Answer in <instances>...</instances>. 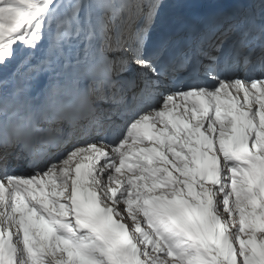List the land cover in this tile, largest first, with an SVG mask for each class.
I'll list each match as a JSON object with an SVG mask.
<instances>
[{
    "label": "snow or ice",
    "instance_id": "6c2138e0",
    "mask_svg": "<svg viewBox=\"0 0 264 264\" xmlns=\"http://www.w3.org/2000/svg\"><path fill=\"white\" fill-rule=\"evenodd\" d=\"M0 264H264V0H0Z\"/></svg>",
    "mask_w": 264,
    "mask_h": 264
}]
</instances>
